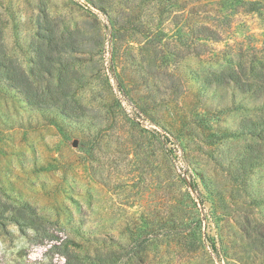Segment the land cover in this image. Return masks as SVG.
Returning <instances> with one entry per match:
<instances>
[{
	"label": "rangeland",
	"instance_id": "1",
	"mask_svg": "<svg viewBox=\"0 0 264 264\" xmlns=\"http://www.w3.org/2000/svg\"><path fill=\"white\" fill-rule=\"evenodd\" d=\"M0 39V264H264V0H0Z\"/></svg>",
	"mask_w": 264,
	"mask_h": 264
},
{
	"label": "trees",
	"instance_id": "2",
	"mask_svg": "<svg viewBox=\"0 0 264 264\" xmlns=\"http://www.w3.org/2000/svg\"><path fill=\"white\" fill-rule=\"evenodd\" d=\"M255 2H249V6L253 7ZM38 54L42 56L43 52L41 49L38 50ZM50 71V70H48ZM0 91L6 95L16 97L21 101L31 104L32 90L29 83L28 75L25 70L21 68V65L17 63L16 59L7 57L3 42L0 39ZM70 88L63 86L61 90L57 92V97L66 98L69 96ZM38 95V94H37ZM58 102V100L56 101ZM61 112L59 113L64 118L71 116V112L68 109V103L61 104ZM47 108L43 109L46 110ZM262 123L264 120H261ZM258 122L246 121L242 122L240 129L247 131L252 136H262V128H258ZM44 237H48L49 240H53L52 234L45 233ZM68 242V241H65ZM73 243V242H71ZM52 249H56V254H59L64 258V264H117L119 262L120 254L111 250L100 252L96 250L93 255L86 254L84 256H74L72 251L69 250L68 246H52ZM120 264H122L120 262Z\"/></svg>",
	"mask_w": 264,
	"mask_h": 264
}]
</instances>
